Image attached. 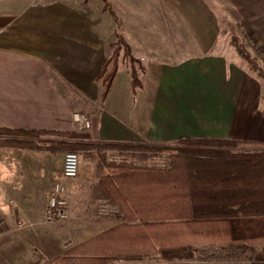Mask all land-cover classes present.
<instances>
[{
	"label": "crops",
	"instance_id": "crops-1",
	"mask_svg": "<svg viewBox=\"0 0 264 264\" xmlns=\"http://www.w3.org/2000/svg\"><path fill=\"white\" fill-rule=\"evenodd\" d=\"M219 10L264 55V0H0V126L75 140L163 144L204 137L263 147L264 77L237 52H226ZM117 30L142 65L141 86L132 90L129 68L121 64L101 100L96 75ZM86 102L90 127L79 129L72 113L83 112ZM0 148L11 164L0 172L6 220L0 248L14 247L0 264H35L37 254L50 261L70 246L68 237L85 240L116 222L96 218L94 160L65 180L61 153ZM55 175L66 188L67 224L77 228L63 237L59 222L40 227L52 224L44 214Z\"/></svg>",
	"mask_w": 264,
	"mask_h": 264
},
{
	"label": "trees",
	"instance_id": "trees-1",
	"mask_svg": "<svg viewBox=\"0 0 264 264\" xmlns=\"http://www.w3.org/2000/svg\"><path fill=\"white\" fill-rule=\"evenodd\" d=\"M240 25V24H239ZM241 26V25H240ZM232 42L248 66L264 77L245 38ZM96 75L103 100L126 63L132 90L141 86L125 39L110 43ZM52 134L46 140L35 139ZM55 131L0 126V145L74 151L94 160L97 197L116 207V222L69 246L50 261L35 264H113L175 261L177 264H241L239 260L197 263L196 247L216 246L228 255L250 252V264H264V150L245 149L228 138L181 137L169 143L102 142L59 138ZM62 135H65L63 133ZM2 136V137H1Z\"/></svg>",
	"mask_w": 264,
	"mask_h": 264
},
{
	"label": "rangeland",
	"instance_id": "rangeland-1",
	"mask_svg": "<svg viewBox=\"0 0 264 264\" xmlns=\"http://www.w3.org/2000/svg\"><path fill=\"white\" fill-rule=\"evenodd\" d=\"M219 11L221 12V16H222V17L220 16V19L222 20L221 28L228 32V33H224L225 31H223V34H225V37H226V35H228L226 42L228 43L229 46H227V48H225L226 52H229L231 54L237 52V50L234 47L233 42H232V37H231V32L232 31L236 32L237 35H239L241 39L245 38V41L247 42V45H248V47H247L248 50L252 51L253 47L251 46V44L249 42L251 39H253L252 36L249 35V33L245 30V28H242L238 23L235 24L233 22V20L229 17V15L225 14L224 10L223 11L219 10ZM112 16L115 17L114 15H112ZM72 20L75 21V17H72ZM119 32L120 31L117 30L116 35L113 37L111 42L114 43V41L117 39V35L122 36ZM110 50H111V47H110ZM131 54H132V56L135 59H138L132 52H131ZM126 63H128V62H124L123 65H127ZM259 64L264 68V62L260 61ZM133 65H135V67L138 68V73H139L140 68H139L138 63L137 62L133 63ZM86 103L89 105L88 102H86ZM88 105L84 106L81 110H83V112H86V113L90 114L89 111L92 109V107H91L92 105L91 104H90L91 106L90 105L88 106ZM54 136L55 135H52V134H48L47 135L48 138L54 137ZM236 148L237 149L245 148V149H263L264 150V146L263 147H258V146L242 145V146H238ZM1 151H3V150L0 148V152ZM9 151H12V149H10ZM66 152H68V151H66ZM64 153H61V154L63 155ZM87 161L91 162L92 160H82L81 156L79 155V166L82 167V163L86 164ZM10 167H11V164L4 163V158L0 155V172H8ZM64 179L66 180V179H70V178L65 177ZM96 218L103 219L102 217H99L97 215H96ZM67 221H68L67 219L66 220H61V221H59V223H61L60 225H62V226L56 225V228L59 229V231L57 233H61L60 237L65 236L66 234H68L71 231V229L76 228V226H73V224L72 225L71 224H67ZM46 225L47 226H40V227H42V228L50 227L51 228V226L52 227L55 226V224H53V223L52 224H46ZM70 226H71V228H70ZM73 236L74 237H72V238L71 237L67 238L68 240H70V246L76 245V244H78V243L83 241L81 239V237L79 236V234H75ZM82 236H85V233ZM10 237H11L10 238L11 241H14L16 239V236H14V235H12ZM11 245L13 246V243H11ZM3 248H5V249L0 248V259H2V260L5 259V255L8 256V255L12 254V249L14 247L8 246V247H3ZM249 255H250V252L248 251V252H245V253L242 252V253L238 254L237 257H234L235 256L234 253H233V255H228L226 252H223L219 247H216V246H214V247L211 246L210 247V246H207V245H199V246L196 247V258L193 259V262H197V263H201V262L218 263V262L231 261V260H236L237 259V260H239L241 262V264H250V260L248 258ZM37 256L39 257V254H37ZM38 257L35 259V261L36 262L42 261V258L38 259ZM113 264H177V263L175 261L156 262V261H154L152 259H147V260H142V261H139V262H131V263L116 262V263H113Z\"/></svg>",
	"mask_w": 264,
	"mask_h": 264
},
{
	"label": "built area",
	"instance_id": "built-area-1",
	"mask_svg": "<svg viewBox=\"0 0 264 264\" xmlns=\"http://www.w3.org/2000/svg\"><path fill=\"white\" fill-rule=\"evenodd\" d=\"M251 46L255 49L260 61L264 62V55L262 50L257 46L255 41L251 39ZM73 121L79 129H88L90 127L89 115L86 112L75 111L72 113ZM79 169V155L74 151H68L63 154L61 175L63 177H74L77 175ZM68 199L66 197V188L61 180V176L55 175L52 178L51 187L47 207L44 214V221L46 223H55L61 220H66L69 217ZM117 212L115 206L105 201H98L95 206V213L99 217H106L114 215ZM23 226L21 221H17L14 225L15 229ZM6 227V220L0 214V230Z\"/></svg>",
	"mask_w": 264,
	"mask_h": 264
}]
</instances>
